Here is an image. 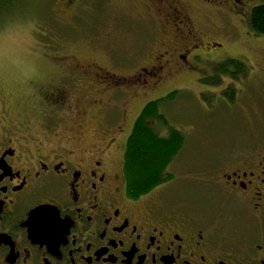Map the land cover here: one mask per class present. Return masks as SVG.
I'll return each mask as SVG.
<instances>
[{
  "label": "flooded vegetation",
  "instance_id": "flooded-vegetation-1",
  "mask_svg": "<svg viewBox=\"0 0 264 264\" xmlns=\"http://www.w3.org/2000/svg\"><path fill=\"white\" fill-rule=\"evenodd\" d=\"M228 1L143 0L154 47L133 71L127 60L65 66L64 51L26 86L0 77V264H264L262 133L201 157L178 154L168 178L138 196L124 166L139 112L177 90L179 76L217 84L200 63L237 58L247 72L235 74L233 63L216 70L227 79L222 90H244L253 78L244 51H214L222 43L208 26L222 31ZM256 1L230 0L244 42L264 37L245 16ZM218 95L230 104L238 94Z\"/></svg>",
  "mask_w": 264,
  "mask_h": 264
},
{
  "label": "rangeland",
  "instance_id": "rangeland-1",
  "mask_svg": "<svg viewBox=\"0 0 264 264\" xmlns=\"http://www.w3.org/2000/svg\"><path fill=\"white\" fill-rule=\"evenodd\" d=\"M9 2L14 9L6 7L0 10V77L9 84L28 85L33 76H40L53 66L49 56L57 52H67L62 63L65 66H86L100 60L105 67H115L111 65L115 61L127 60V65L130 61V71H133L148 58L154 47L146 37H150L155 22L145 11L143 0ZM226 6L224 9L229 13L223 14L219 22L222 31L219 33L213 23L208 26L213 38L222 43L214 51L225 57L244 51L254 61L251 75L254 76L245 78V89L235 90L238 95L230 104L218 95L225 91L222 88L227 79L213 77L217 84L207 85L203 81L197 82L195 75L188 72L173 81L175 86H179L176 96L167 98L162 108L171 123L185 133L186 143L181 154L189 158L203 156V150H216V153L231 146L232 142L240 143L249 133L253 141L259 139L256 137L258 133H262L264 138L259 124V119L264 122V75L260 70L264 69V38L244 42L239 17L236 16L238 8L230 0ZM143 46L145 52L141 51ZM200 66L206 67V64L200 63ZM145 96L148 98L155 94ZM142 97L138 96L132 112L139 111L138 103L145 99ZM90 115L81 121L85 126L89 124ZM160 131L166 132L164 128Z\"/></svg>",
  "mask_w": 264,
  "mask_h": 264
},
{
  "label": "trees",
  "instance_id": "trees-1",
  "mask_svg": "<svg viewBox=\"0 0 264 264\" xmlns=\"http://www.w3.org/2000/svg\"><path fill=\"white\" fill-rule=\"evenodd\" d=\"M9 3V0H0V10H4L6 7L14 9V5ZM247 10L245 16H247L248 25L264 36V0H257L255 5ZM226 63H233L236 66L235 74H244V72L246 74L247 72V64L237 58H232ZM227 65L223 62L215 65L208 64L204 68H213L214 76L212 78H221V73L216 70H221V67ZM203 82L207 84L209 80ZM213 82L215 83L214 80ZM177 91L169 93L166 98L147 102L136 117L132 134L127 142L124 165L128 177V188L134 196L149 192L168 178L167 168L170 166V162L181 153L186 135L183 130L171 123L162 108L165 106V100L173 95L176 96ZM234 92L235 88L229 87L222 95L233 101ZM163 128L168 130L167 134L161 133L160 129Z\"/></svg>",
  "mask_w": 264,
  "mask_h": 264
}]
</instances>
